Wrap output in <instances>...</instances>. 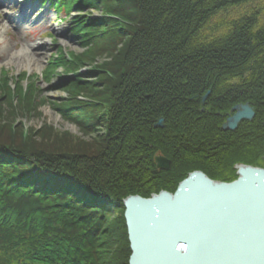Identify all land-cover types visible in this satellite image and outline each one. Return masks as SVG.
I'll return each mask as SVG.
<instances>
[{"label":"trees","instance_id":"1","mask_svg":"<svg viewBox=\"0 0 264 264\" xmlns=\"http://www.w3.org/2000/svg\"><path fill=\"white\" fill-rule=\"evenodd\" d=\"M45 1L67 15L76 3L103 10V18L79 16L72 27L89 48L60 51L45 75L65 68L59 76L70 97L55 105L65 118L88 134L107 130L92 142L51 124L26 135L1 102L11 118L36 115L40 87L18 81L15 90L0 79V118L8 121L0 125V257L129 264V195L174 192L195 169L231 182L236 164L264 167V0ZM255 3L211 30L220 14ZM100 57L107 58L93 65ZM89 65L98 77L87 81L81 72ZM244 103L256 110L253 121L222 130L225 114ZM159 118L164 128L155 127ZM159 152L172 159L170 171L156 168Z\"/></svg>","mask_w":264,"mask_h":264},{"label":"water","instance_id":"2","mask_svg":"<svg viewBox=\"0 0 264 264\" xmlns=\"http://www.w3.org/2000/svg\"><path fill=\"white\" fill-rule=\"evenodd\" d=\"M232 110L224 130L234 131L256 115L249 103ZM156 164L170 170V161L160 154ZM237 167L233 182L196 171L175 193L128 196L130 264H264V168Z\"/></svg>","mask_w":264,"mask_h":264},{"label":"rangeland","instance_id":"3","mask_svg":"<svg viewBox=\"0 0 264 264\" xmlns=\"http://www.w3.org/2000/svg\"><path fill=\"white\" fill-rule=\"evenodd\" d=\"M78 1L83 2V0ZM259 4L261 3L242 6L238 9H229L214 19V25L210 27L211 30L213 31L219 27L223 29V27H226L230 23L231 19L239 17L242 13L251 12L252 8L257 7ZM262 4H264V1ZM25 6L27 8L24 10L25 16L22 19L23 7ZM74 8L76 10L72 11L70 15H67L66 11L57 13V11L52 12L45 8H43V13L39 9V2L37 0H0V79L4 78V80L9 81L8 85L14 86L16 89L18 81H20L19 83L24 89H28V84L36 82L41 91L39 93L41 103L38 107L40 111L33 116L20 114L15 116V118H11V114H9V110H11L10 105H8L6 100L2 101L1 104H3V109L5 110L4 115H8L9 120H12V127H22L23 129L24 124H26L31 126V128L41 129L44 125L51 124L58 133L71 132L74 136L76 135L75 137L80 139L84 138L92 142L96 136L105 135V131L107 130L106 124L103 127L100 126L101 131L88 134L80 128L79 123L65 118L62 112L55 107L56 104L63 102V99L70 97L67 88H65V80H61L59 76L63 74V78L66 77L65 68L60 66L54 70V75H52V79L50 80L45 75L48 70L47 67L50 65L49 63L56 64L55 60L59 57L60 51L64 52L65 55L67 53L71 55L72 52L83 53L89 48L81 43L80 37L83 33L75 34L72 29L74 23L77 22V17L84 16L98 20V18H103L104 16L101 8L94 9L88 5H81V3H76ZM37 12L42 13L43 18L39 22L31 24L35 16L34 14ZM18 22L22 24L18 25ZM36 43H41L43 46L34 49V44ZM122 45L123 43L118 48ZM28 46L31 47L30 49L33 55H35L34 63H31L33 65H24V63L23 66L19 65L17 63L18 60L14 57H12V62L8 61L13 56L12 51H18ZM106 58L100 57L93 65L99 66L104 63L103 60ZM81 73L84 74L87 81L94 80L98 77V75H95L98 73L97 70L91 65L83 69ZM208 93L210 95L211 92L209 91ZM3 95L0 93V100L3 99ZM116 97L122 98L119 94ZM160 119L163 118H159L158 121ZM7 122L5 119L2 120V117L0 118V125L4 126ZM156 124L155 127L158 128ZM0 262L7 264L4 257H0Z\"/></svg>","mask_w":264,"mask_h":264},{"label":"bare ground","instance_id":"4","mask_svg":"<svg viewBox=\"0 0 264 264\" xmlns=\"http://www.w3.org/2000/svg\"><path fill=\"white\" fill-rule=\"evenodd\" d=\"M54 6V5H53ZM25 8H27V6H25V7H23V16L25 15ZM20 24H22L21 22H18V25H20ZM43 45L41 44V43H36V44H34V49H38V48H40V47H42ZM31 47H23V49H20V50H18V51H12V54H13V56H11V58H9L8 59V61L9 62H12V57H14V58H16V60H18L17 61V63L19 64V65H22L23 66V63H24V65H26V64H29V65H33V64H31V63H34V58H35V55H33V53H32V51H31V49H30ZM20 61V62H19ZM15 97V99H17V96L14 94L13 96H12V98H14ZM250 104V103H249ZM251 105V104H250ZM253 108V107H252ZM255 110V109H254ZM255 113H256V110H255ZM256 116V115H255ZM30 128H31V126H28V125H24V127H23V130L25 131V134L27 135V133L30 131ZM162 155L163 157H165L167 160H169L170 161V169H172L171 168V165H172V159L171 158H168V157H166L164 154H162L161 152H159L157 155ZM156 155V156H157ZM156 156H155V165H156V168H157V164H156ZM252 166V165H251ZM158 169H161V170H165V169H162V168H158ZM165 171H170V170H165ZM196 171H201V172H204L205 174H206V172L203 170H201V169H195V170H193L192 172H196ZM192 172H190L189 173V175L190 174H192ZM188 175V176H189ZM207 175V174H206ZM163 191V190H162ZM165 191H168V190H165ZM169 192V191H168ZM140 195V194H139ZM138 194H131V196H139ZM153 195V194H152ZM140 196H142V195H140ZM143 197V196H142ZM126 209V208H125ZM124 209V210H125Z\"/></svg>","mask_w":264,"mask_h":264},{"label":"flooded vegetation","instance_id":"5","mask_svg":"<svg viewBox=\"0 0 264 264\" xmlns=\"http://www.w3.org/2000/svg\"><path fill=\"white\" fill-rule=\"evenodd\" d=\"M232 114H234L233 113V110H232V108H231V111L230 112H227L225 115H226V118H225V120L230 116V115H232ZM224 116V115H223Z\"/></svg>","mask_w":264,"mask_h":264}]
</instances>
